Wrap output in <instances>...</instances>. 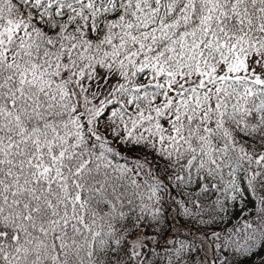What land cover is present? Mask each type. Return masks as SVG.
Wrapping results in <instances>:
<instances>
[{
  "label": "snow or ice",
  "instance_id": "1",
  "mask_svg": "<svg viewBox=\"0 0 264 264\" xmlns=\"http://www.w3.org/2000/svg\"><path fill=\"white\" fill-rule=\"evenodd\" d=\"M0 264H264V0H0Z\"/></svg>",
  "mask_w": 264,
  "mask_h": 264
}]
</instances>
